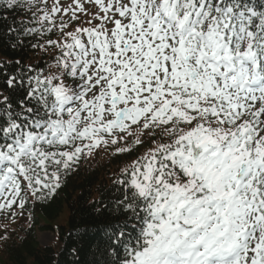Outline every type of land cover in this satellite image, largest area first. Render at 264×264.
Masks as SVG:
<instances>
[{"label": "snow or ice", "instance_id": "1", "mask_svg": "<svg viewBox=\"0 0 264 264\" xmlns=\"http://www.w3.org/2000/svg\"><path fill=\"white\" fill-rule=\"evenodd\" d=\"M5 10L26 17L5 29L8 47L38 37L31 48L55 63L0 58V212L52 199L95 149L147 141L114 181L126 218L104 228L95 264H264V0Z\"/></svg>", "mask_w": 264, "mask_h": 264}, {"label": "trees", "instance_id": "2", "mask_svg": "<svg viewBox=\"0 0 264 264\" xmlns=\"http://www.w3.org/2000/svg\"><path fill=\"white\" fill-rule=\"evenodd\" d=\"M7 20H0V58L7 60L19 59L23 65H37L45 67L54 64L50 53L32 49L33 43H44L38 37H27L24 46L16 49L8 47L5 43V29L14 21L26 19L19 11H3ZM57 23L59 20L57 19ZM38 24H29V27ZM69 31L70 27L68 28ZM73 30V28H72ZM51 38L55 39V32ZM9 72L16 68L8 67ZM130 139L129 143H130ZM120 143L95 149L91 155L82 156L78 167L63 181L55 196L43 202H33L30 198L22 213L27 215V227L16 231H9L8 237L2 242L4 262L1 264H95L100 259L97 247L104 245V228L108 225L122 223L126 216L117 215L112 202L122 198L123 189L114 184L122 175L121 169L136 160L141 148L134 147L132 151L116 154L115 147H125ZM119 188V191L117 189ZM103 202V204L98 202ZM108 205L107 208L103 205ZM68 212L66 225H41L40 219L53 221L63 209ZM17 213L20 209L15 208ZM22 214L19 216L21 218ZM16 217L9 213L7 216L0 212V222H11ZM50 232L60 243L58 250L46 245L41 246L35 238V231ZM102 264V261H101Z\"/></svg>", "mask_w": 264, "mask_h": 264}, {"label": "rangeland", "instance_id": "3", "mask_svg": "<svg viewBox=\"0 0 264 264\" xmlns=\"http://www.w3.org/2000/svg\"><path fill=\"white\" fill-rule=\"evenodd\" d=\"M60 3L62 6L64 7H68L69 5L75 6V0H60ZM86 7H88V5H86ZM62 14V13H61ZM61 14H58V16H60ZM70 15V13H69ZM78 16H80L81 18L84 17L83 13H77ZM68 17L65 16V19H67ZM83 20V19H81ZM149 148V147H148ZM146 149H142L139 151V155H143ZM67 218H68V212L67 209L64 208L63 211L61 212V214L54 219L53 221H46L43 218L40 219V223L41 225H51V226H56V225H66L67 224ZM27 218L25 217V215H22L21 218H19L17 221L14 222H10V223H2L0 226V264L4 262V254L2 251V242L5 239V235L7 234V232L9 231H16L21 227H27ZM35 237L37 242L42 245H49L51 247H53L55 250H58L60 247V243L58 241L57 238H53V235L49 232H41V231H36L35 233Z\"/></svg>", "mask_w": 264, "mask_h": 264}]
</instances>
